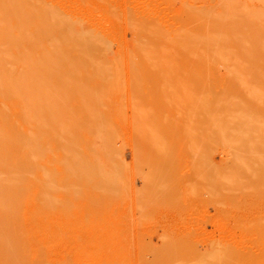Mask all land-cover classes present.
<instances>
[{
    "label": "rangeland",
    "instance_id": "obj_1",
    "mask_svg": "<svg viewBox=\"0 0 264 264\" xmlns=\"http://www.w3.org/2000/svg\"><path fill=\"white\" fill-rule=\"evenodd\" d=\"M0 10V264H264V0Z\"/></svg>",
    "mask_w": 264,
    "mask_h": 264
},
{
    "label": "bare ground",
    "instance_id": "obj_2",
    "mask_svg": "<svg viewBox=\"0 0 264 264\" xmlns=\"http://www.w3.org/2000/svg\"><path fill=\"white\" fill-rule=\"evenodd\" d=\"M6 1H8V0H5V2H6ZM27 3H28V2H27ZM5 5H6V4H5ZM28 5H29V4H28ZM31 5L33 6V4H31ZM26 8H29V7H26ZM32 9H34V8H32ZM35 9H36V8H35ZM1 10L3 11V9H1ZM1 10H0V11H1ZM24 10H25V9H24ZM4 11H5V10H4ZM34 11H35V10H34ZM37 11H38V10H36L35 13H37ZM24 12H25V11H24ZM28 12H29V11H28ZM4 13H6V12H4ZM26 13H27V12H26ZM42 13H43V12H42ZM43 15H44V14H43ZM2 17H3V16H2ZM27 17H28V16H27ZM29 17H30V15H29ZM37 17H38V16H37ZM39 17H41V16H39ZM50 18H51V17H50ZM50 18H48V19H50ZM1 19H2V18H1V15H0V22H4V20L2 19L3 21H1ZM29 19H30V18H29ZM29 19L27 18V20H29ZM46 19H47V18H46ZM55 19H56V18H54V20H55ZM39 20H40V19H39ZM51 20H53V19H51ZM31 21H32V20H31ZM31 21H30V22H31ZM42 21H45V19H43ZM42 21H41V22H42ZM47 21H50V20H47ZM75 21H76V20H75ZM30 22H29V23H30ZM58 22H59V21H58ZM26 23L28 24V22H26ZM53 23H55V21H54ZM44 24H45V23H44ZM67 24H69V23H67ZM53 25H54V24H53ZM28 26L30 27L31 25H28ZM40 26H42V25H40ZM44 26H45V25H44ZM49 26H51V25H49ZM63 26H64V25H63ZM42 27H43V26H42ZM55 27H61V26H57V25H55ZM3 28H5V27H3ZM14 28H16V27H14ZM40 29H41V28H40ZM43 29H45V28L43 27L41 30H43ZM47 29H48V28H46L45 30H47ZM54 29H55V28H54ZM65 29H66V28H65ZM0 30H1V29H0ZM3 30H4V29H3ZM3 30H1V32H0V34H1L0 37H1L2 35H4V31H3ZM5 30H6V31H5V34H6V32L9 31V30H7L6 28H5ZM45 30H44V31H45ZM48 30H49V29H48ZM57 30H58V29H57ZM68 30H70V29H68ZM15 31H16V30H15ZM49 31H50V30H49ZM16 32H17V31H16ZM45 32H46V33H49V32H47V31H45ZM51 32H53L52 29H51ZM54 32H56V31L54 30ZM66 32H67V31H66ZM2 33H3V34H2ZM8 33H9V32H7L6 35H8ZM41 33H42V32L40 31V34H41ZM61 33H62V32H60V34H61ZM50 34H51V33H50ZM56 34H57V33H56ZM63 34H64V33H63ZM42 35H44V34H42ZM42 35H40V37H41ZM66 35H67V34H66ZM17 36H18V35L15 34V38L18 39ZM26 36H27V34H26ZM35 36H36V37H37V36L39 37V35H35ZM46 36H48V35H46ZM46 36H42V37H43L42 39L44 40V37H46ZM3 37H5V36H3ZM6 37H7V36H6ZM10 37H11V36H8V38H10ZM51 37H52V36H51ZM54 37H55V36H54ZM58 37H59V35H58ZM60 37H61V36H60ZM75 37H76V36H75ZM75 37H74V38H75ZM83 37H84V36H83ZM89 37H90V36H89ZM91 37H92V36H91ZM95 37H96V36H95ZM1 38H2V37H1ZM1 38H0V39H1ZM8 38H7V39H8ZM11 38H12V37H11ZM15 38H13V39H15ZM56 38H57V37H56ZM56 38H55V39H56ZM61 38H62V37H61ZM68 38H69V37H68ZM4 39H5V38H4ZM7 39H5L4 41H3V39H1V40H2V41H1V46H2V43H4L3 45H4L5 47L8 46V44H9V46L6 47V49H4V50H5V52L9 51L10 54H11L13 51H10V49H14V47H13V48L10 47V44H14L13 41H15V40H13V39L8 40V41H10V42H13V43H10V42L7 41ZM53 39H54V38H53ZM79 39H80V38H79ZM91 39H92V38H91ZM93 39H95V38H93ZM93 39H92V40H93ZM12 40H13V41H12ZM76 40H77V39H76ZM88 40H89V39H88ZM5 41H6V42H5ZM52 41H53V40H52ZM52 41H50V42H52ZM86 41H87V40L85 39V42L82 43V44H84V46L89 45L90 43H92V42H90V43H87V44H86ZM89 41H90V40H89ZM15 42H17V41H15ZM50 42H48V43H50ZM71 42H73V40H71ZM80 42H81V41H80ZM6 43H8V44L6 45ZM15 44H16V43H15ZM29 44H30V43H29ZM42 44H43V43H42ZM51 44H52V43H51ZM64 44H67V43L65 42ZM48 45H50V44H48ZM74 45H75V44H74ZM74 45H73V46H74ZM90 45H92V44H90ZM13 46H15V45H13ZM34 46H38V45H34ZM40 46H41V45H40ZM53 46L55 47V44H53ZM2 47H3V46H2ZM2 47H0V48H2ZM32 47H33V46H32ZM51 47H52V45H51ZM54 47H53V48H54ZM62 47H63V46H62ZM76 47H78V46L76 45ZM86 47H89V46H86ZM92 47H93V49L96 48L95 45H94V46L92 45ZM99 47H100V46H99ZM99 47H98V48H99ZM107 47H108V46H107ZM7 48H8V49H7ZM49 48H50V47H49ZM58 48H59V47H58ZM70 48H71V47H70ZM2 49H3V48H2ZM2 49L0 50V53H4V55L7 56L8 54H6L5 52H3ZM75 49H76V48H74V50H75ZM88 49H89V48H88ZM6 50H7V51H6ZM33 50H38V49L34 48ZM33 50H32V51H33ZM45 50H46V49H45ZM95 50H97V49H95ZM46 51H47V50H46ZM46 51H45V52H46ZM82 51H84V50H82ZM99 51H100V49H99ZM9 52H7V53H9ZM84 52H86V51H84ZM88 52L96 53V52H94L93 50L88 51ZM103 52H105V51H103ZM39 53H40V52H39ZM39 53H37V55H38ZM41 53L43 54V51H41ZM47 53H48V52H47ZM91 53H90V54H91ZM99 53L101 54V56H103V53H101V51H100ZM10 54H9V55H10ZM30 54H32V53H30ZM50 54H51V53H50ZM56 54H58V51H57ZM0 55H2V54H0ZM11 55H12V54H11ZM13 55H14V56H13ZM13 55H12L13 58L16 57V59H18L19 61L22 60L23 58L25 59L27 56H29V55H27V54L25 53V57H23V56H24V51H23L22 54H21V57H22V58H21V57H17L16 54H14V52H13ZM32 55H33V54H32ZM47 55H48V54H47ZM104 55H105V54H104ZM12 56H11V58H12ZM18 56H20V54H19ZM34 56H35V55H34ZM1 57L3 58V56H0V59H1L0 62L2 61V58H1ZM9 57H10V56H9ZM48 57H49V56H48ZM4 58H6V57H4ZM43 58L46 59V57H43ZM43 58H42V59L39 58V61L43 60ZM103 58H104V57H103ZM24 59H23V60H24ZM27 59H29V57H27ZM27 59H25V61H27ZM101 59H102V58H101ZM4 60H5V61H2V63L4 62V64H5V62H7V63H10V62H11V63H12L11 60H13V59L9 60L8 58H6V59H4ZM6 60H8V61H6ZM32 60H33V59H32ZM93 60H95V59H93ZM93 60H92V62H93ZM102 60H103V59H102ZM29 61H30V60H29ZM13 62H17V61H14V60H13ZM30 62H32V61H30ZM37 62H38V60H37ZM45 62H46V61H45ZM7 63H6V65H7ZM25 63H26V62H25ZM32 63H33V62H32ZM32 63H31V64H32ZM13 64H14V63H13ZM13 64H12V65H13ZM21 64H23V63H21ZM34 64H36V63H33V65H34ZM37 64H38V63H37ZM50 64H51V63H50ZM103 64H105V63H103ZM103 64H102V65H103ZM0 65H3V64L0 63ZM8 65H9V64H8ZM15 65H16V64H15ZM17 65L20 66V64H17ZM24 65H25V64H24ZM41 65H43V64H41ZM10 66H11V65H10ZM19 66H17V67H19ZM46 66H47V65H46ZM104 66H105V65H104ZM4 67L6 68L5 65H4ZM12 67H14V65H13ZM15 67H16V66H15ZM21 67H23V66H21ZM21 67H20L19 69H23V68H21ZM27 67H30V66L28 65ZM33 67H34V66H33ZM38 67H39V66H38ZM41 67H42V66H41ZM44 67H45V66H44ZM49 67H50V66H49ZM0 68H1V67H0ZM2 68H3V67H2ZM36 68H37V67H36ZM3 69H4V68H3ZM19 69L16 68L17 71H18ZM26 69H28V68H26ZM45 69H46V68H45ZM52 69H53V68H52ZM0 70H1V69H0ZM6 70L8 71L9 68H6ZM29 70H30V69H29ZM1 71H2V70H1ZM14 71H15V70H14ZM14 71H13V72H14ZM17 71H16V72H17ZM23 71H24V70H23ZM35 71H36V70H35ZM43 71H44V70H43ZM96 71H97V70H96ZM108 71H109V70H108ZM2 72H6V71L3 70ZM29 72H30V71H29ZM29 72H28V73H29ZM44 72H45V71H44ZM3 74H4V73H3ZM12 74H13V73H12ZM14 74H15V75H16V74L18 75V73H14ZM20 74H21V73H20ZM25 74H26V72H25ZM5 75H6V74H5ZM10 75H11V74H10ZM31 75H32V73H31ZM34 75H36V74L34 73ZM12 76H13V75H12ZM29 76H30V75H29ZM1 77H2V79H5V78H3V76H1ZM7 77H8V76L6 75V78H7ZM39 77H41V76H39ZM23 78H26V77H23ZM42 78H43V77H42ZM2 79H0V80H2ZM7 81H9V80H7ZM22 81H23V80H22ZM4 82H6V81L4 80ZM13 82H14V81H13ZM13 82H12V80H11V82H9V84L11 85V83H13ZM17 82H18V81H17ZM9 84H8V85H9ZM4 85H6V84L4 83ZM15 85H16V84H15ZM48 87H49V86H48ZM68 87H69V89H70V86H68ZM3 88L6 89L5 87H3ZM73 89H74V88H73ZM1 90H2V89H1ZM6 90H7V89H6ZM29 91H30V90H29ZM6 92H7V91H6ZM27 92H28V91H27ZM0 93H1V92H0ZM1 94H3V93H1ZM79 94L82 95V94H81V91L79 92ZM87 94H90V92H87ZM65 96L67 97V94H66ZM3 97H5V96L3 95ZM62 97H64V96H62ZM88 98H89V97H88ZM74 99H76V98H74ZM80 99H81V98H80ZM89 99H90V98H89ZM93 99H94V98H93ZM83 100H84V99H83ZM63 101H64V100H63ZM63 101H62V102H63ZM81 101H82V99H81ZM92 102H93V101H92ZM92 102H91V103H92ZM87 103H88V102H87ZM21 105H22V104H21ZM88 105H89V103H88ZM88 105H86V106H88ZM84 106H85V105H84ZM27 107H28V106H27ZM32 107H33V106H32ZM24 108H25V107H24ZM59 108H60V107H59ZM66 108H67V107H66ZM82 108H83V107H82ZM85 108H86V107H85ZM91 108H93V107H89V108H87V109L85 110V112H86L88 109H91ZM32 109H33V108H30V110H32ZM56 109H58V108H56ZM62 109H63V106L61 107L60 110H62ZM69 109H70V108H69ZM48 110H49V109L46 108L44 111H48ZM51 110H54V108H53V109L51 108ZM23 111H24V110H23ZM74 111H75V110H74ZM91 111H92V110H91ZM41 112H42V111H41ZM24 113H25V111H24ZM35 113H36V112H35ZM46 113H47V112H46ZM55 113H58V112H54L53 114H55ZM92 113H93V112H92ZM94 113H96V111H94ZM32 114L35 115L34 113H32ZM47 114H48V113H47ZM49 114H52V113H49ZM58 114H59V113H58ZM96 114H97V113H96ZM23 115H25V114H23ZM38 115H39V114H38ZM87 115H88V114H87ZM52 116H55V117H56V114H55V115H52ZM74 116H75V115H74ZM92 116H95V114L92 115ZM97 117H98V116H97ZM23 118H25V117H23ZM61 118H63V117H61ZM87 118H88V117H87ZM87 118H86V119H87ZM93 118H94V117H93ZM38 119H39V118H38ZM49 119H50V118H49ZM65 119H67V117H66ZM65 119H64V120H65ZM96 119H97V118H96ZM98 119H99V118H98ZM61 120H63V119H61ZM93 120H94V119H93ZM46 121H47V120H46ZM56 121H57V120H56ZM76 121H77V120H76ZM94 121H95V123H97L96 120H94ZM48 122H51V121H48ZM72 122H73V121H72ZM88 122H89V121H88ZM51 123H53V122H51ZM60 123H61V122H60ZM76 123H77V122H76ZM48 124H49V123H48ZM65 124H67V123H65ZM72 124H73V123H72ZM90 124H91V122H90ZM99 124H102V122L99 123ZM104 127H105V126H104ZM90 128H91V127H90ZM100 128H101V127H100ZM104 129H105V128H104ZM104 129H103V131H105ZM0 131H1V130H0ZM59 131H60V130H59ZM47 132H48V131H47ZM48 133H49V132H48ZM75 133H76V132H75ZM55 134H56V133H55ZM57 134H58V133H57ZM0 135H2V134H0ZM101 135H104V134H101ZM106 135H108L107 132H106ZM99 136H100V135H99ZM109 136H110V135H109ZM109 136H106V137H109ZM6 137H7V136H6ZM29 137H30V136H29ZM30 138H32V137H30ZM101 138H102V137H101ZM1 139H2V137L0 138V141H2ZM24 139H25L26 141L29 140L28 137H25ZM24 139H23V142L26 143V141H24ZM97 139H98V138H97ZM94 140L96 141V139H94ZM105 140H108V138H107V139L105 138ZM105 140H104V142L107 143ZM32 141L35 142V140H32ZM29 142H30V141H29ZM95 143H96V142H95ZM0 144H1V143H0ZM5 144H6V143H5ZM14 144H15V143H14ZM26 144H27V143H26ZM96 144H97V143H96ZM29 145H30V144H29ZM29 145L27 144V145H24V146H26V148H27V147H29ZM73 145H74V144L72 143L71 146H73ZM104 145H105V144H104ZM1 146H2V145H1ZM6 146H8V145H6ZM30 146H32V145H30ZM58 147H59V146H58ZM92 147H93V146H92ZM34 148H35V147H34ZM65 148H66V147H65ZM72 149H73V147H72ZM60 150H62V149H60ZM31 151H32V150H31ZM31 151H29V152H31ZM36 153H37V151H36ZM96 153H97V152H96ZM96 153H95V154H96ZM90 154H91V152H90ZM72 155H73V154H72ZM78 155H79V154H78ZM33 156H37V155H33ZM38 157H40V156L38 155ZM67 157H68V156H67ZM71 158H74V160H77V159H75V158H78V157H73V156H72ZM0 161H1V160H0ZM2 162H4V161H2ZM77 162L80 163V161H78V160H77ZM0 163H1V162H0ZM81 163H82V162H81ZM0 165H1V164H0ZM27 165H30V164H27ZM31 165H32V164H31ZM31 165H30V166H31ZM25 166H26V165H25ZM28 167H29V166H28ZM80 167H81V166H80ZM22 168L25 170L24 167H22ZM22 168H21V169H22ZM18 170L20 171V169H18ZM18 170H17V169L15 170V172H14V175H15V176H16L15 173H20V172H18ZM72 171H73V170H72ZM45 172H46V171H45ZM24 173H25V172H24ZM21 174H23V173H21ZM18 175H19V174H18ZM0 176H2V175H0ZM6 176H7V175H6ZM6 176H5L4 178H3V177H0V205H2V206H0L1 208H2V207L5 208L4 206L6 205V201H5V200H6V197H5V196L8 195V194H6V191L8 190V189H6V187H7V186H10V187H11V184H10V183H13V182H14V180L11 179L13 182H9V181H8L9 184H10V185H9L8 182H6V181L4 180V179H7V180H8L9 177L6 178ZM45 177H47V176H45ZM18 178H19V177H18ZM47 178L49 179V177H47ZM47 178H46V179H47ZM15 180H16V179H15ZM21 180H22V179H21ZM16 183H18V182H16ZM49 183H50V182L48 181V184H49ZM45 184H46V187H47L48 184H47V183H45ZM50 187H52V186L50 185ZM7 188H9V187H7ZM42 189H43V188H42ZM4 193H5V195H3ZM42 196H43V194H42Z\"/></svg>",
    "mask_w": 264,
    "mask_h": 264
}]
</instances>
